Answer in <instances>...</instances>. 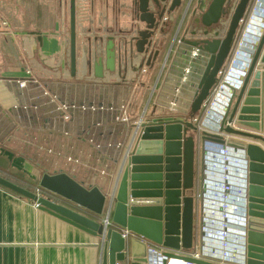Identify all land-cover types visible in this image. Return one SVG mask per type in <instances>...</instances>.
Returning a JSON list of instances; mask_svg holds the SVG:
<instances>
[{
    "label": "crops",
    "instance_id": "1",
    "mask_svg": "<svg viewBox=\"0 0 264 264\" xmlns=\"http://www.w3.org/2000/svg\"><path fill=\"white\" fill-rule=\"evenodd\" d=\"M202 1L206 6L210 0ZM200 7L199 0H194L186 12L179 8L163 14L160 22L163 31L157 30L154 36L149 60L148 53L139 54L134 47L131 51L128 45L134 32L144 28L137 19L133 0H76V72L72 76L68 56L69 0H0V176L28 191L30 188L36 191L44 173L63 172L87 188L96 186L102 193H113L136 123L165 117L188 119L190 115L196 84L190 65L199 68L203 63L193 61L195 49L185 41L203 37ZM255 22L258 25L259 21ZM110 37L114 50L112 70L105 67ZM245 54L247 51L240 55ZM234 56L231 52L222 74L231 68ZM98 59L103 62L102 76L94 73ZM236 64L242 67L241 63ZM27 69L32 73L27 74ZM237 73L238 70H233L232 77ZM21 78H34L37 82L28 81L25 88H19L14 80ZM44 89L61 100L103 103L116 109L76 111L66 125L69 134L64 135L50 126L53 106L43 95ZM216 91L214 87L201 118L207 126L212 125L224 102L218 96L220 101H214ZM211 101L215 109L208 114ZM121 105L125 106L127 121L117 119L122 115ZM187 134L194 133L188 130ZM224 148L230 161L221 164ZM206 149L204 172L208 187L203 196L204 229L215 234L225 230L221 229V223L228 211L221 210L219 198H209L216 192L210 186L228 174V183L232 185L230 196L236 198L243 174L238 163L240 154L235 148L208 142ZM67 157L77 162L68 161ZM42 190L44 198L91 219L105 216V213L95 216ZM212 211L217 214L211 216L214 226L206 220ZM226 232L231 237L230 243H233L232 234L238 243L241 235L235 225ZM212 237L208 243V235L205 239L202 236V244L199 237L193 246L205 251L218 250L221 238L217 242ZM131 239L133 235L129 234L126 241L129 257L133 246L134 251H142V245H131ZM101 257L102 247L97 237L0 185V264H101ZM129 257L123 264H149L147 259L132 261Z\"/></svg>",
    "mask_w": 264,
    "mask_h": 264
},
{
    "label": "water",
    "instance_id": "2",
    "mask_svg": "<svg viewBox=\"0 0 264 264\" xmlns=\"http://www.w3.org/2000/svg\"><path fill=\"white\" fill-rule=\"evenodd\" d=\"M250 1L210 0L205 6L204 1L199 0L203 37L185 41L188 47L195 49L193 61L203 63L199 68L190 65L196 77L193 79L196 84L190 115L188 119L165 117L140 123L132 149L123 159L113 193H102L96 186L87 188L63 172L42 175L39 181L41 188L87 209L95 216L101 217L109 208L111 220L107 227L102 219H91L49 198L37 196L1 176L0 185L32 199L40 209L97 237L102 247L101 264H123L127 261L129 234L133 235L131 245H142L141 252L134 251L133 246L130 260L146 261L149 243L171 251L191 248L196 222L202 244L205 234L202 217L206 192V144H226L239 152L246 181V213L242 215L245 225H241L246 262L264 264V29L247 49L249 62L243 68V74L240 73L236 79L238 87L224 81L226 88L221 95L225 96V101L217 111L213 128L201 129L192 120L205 107L220 80ZM133 3L137 6V19L144 28L134 32L128 45L131 51L134 47L139 54L148 53L150 60L154 36L157 30L163 31L160 27L163 14L179 8L185 11L190 5L188 0H133ZM224 18H227L226 22ZM68 56L70 74L74 76L76 0H69ZM105 57V67L112 70L114 50L111 37ZM94 64V73L102 76L103 62L98 59ZM188 130L194 134L188 135ZM123 230L127 231L125 237L122 236ZM164 254L170 256L172 253L166 251ZM162 264H165V259Z\"/></svg>",
    "mask_w": 264,
    "mask_h": 264
},
{
    "label": "built area",
    "instance_id": "3",
    "mask_svg": "<svg viewBox=\"0 0 264 264\" xmlns=\"http://www.w3.org/2000/svg\"><path fill=\"white\" fill-rule=\"evenodd\" d=\"M193 1L194 0H188L189 5H191ZM258 3H260V0L257 1V4ZM262 7H264V3ZM188 9L189 7L183 12H186ZM261 19H264V18L261 17ZM256 26H258L259 29L261 27L260 25H257V24ZM250 34H251L250 37H252V35L256 33L250 32ZM246 37H247V33H245L243 43L246 42L247 44H245V46L247 48H251V44H253V41L252 40L247 41ZM258 37H259L258 34H256L257 39ZM238 49H237V52L234 54L235 56L232 58L231 68L228 69L225 75L220 74V80L218 81L217 86H215V91L216 90L217 91H216L214 101H216V103L220 101L219 98H217V96L220 97L221 93L226 88V86L224 85V81H230V83L233 86H237L236 83H239L236 80L239 74H237L235 76V79L234 80L232 79L233 82H231L232 80L230 77L232 76L233 70L234 71L238 70L239 73L243 74V68L248 65V62H249L248 52L241 58L238 57L239 54H242V51H247V50H244L242 47H240V45H238ZM236 63H241L242 67L238 66ZM26 73L30 74L32 72L30 71V69H27ZM14 81L16 82L19 88H25L27 86L28 81L37 82L34 78H31V79L21 78V79H15ZM43 95L47 96L48 104H51L53 106V108L51 109V113H53L54 116H53V120L49 121L50 126L52 127L53 130H60L64 135L69 134V131L67 130L66 125L70 122L72 116L74 115L76 111H89L91 113H94L96 111H114L116 109L113 105H108V104H103V103H95V102L88 103V102L61 100L58 98L56 94L50 93L46 89H44ZM214 101L209 102V106H208L209 110L207 111L208 114L212 113V110L215 109L213 108ZM124 107H125L124 105H121L119 107L122 115L118 117L117 119H120L122 121H127V116L125 115ZM192 120L194 123H196L197 122L196 116L193 117ZM200 122L197 123V125L201 129L211 130L214 126L213 123L212 125L207 126V125H204L203 121H200ZM140 123H141V120L138 121L134 127L132 139H131L128 150L126 151L124 157H126L129 154L130 150L132 149V145L135 142V133ZM222 152L224 154H222V158L220 160L221 164H223L226 161L227 163H229L230 158L228 155V151L225 150L224 148ZM206 155H207V149H206ZM67 160L72 161V162L73 161L77 162L76 159H73L71 157H67ZM234 163L236 164L239 163V165H242L240 160L238 161V163L237 162H234ZM229 181H230V178L228 174L222 175L221 178H219V181H216L217 183L214 186L213 185L210 186V188H214L216 192L215 193L213 192L212 193L213 195L209 196L211 200H214L215 198H219L220 199L219 201H221L219 205L222 206L221 210L223 211L227 210L229 212V213L226 212L224 214V222L221 223V229L225 228V230L222 232L218 231L214 234L213 232L211 233V230L209 229L210 226L209 228L208 227L206 228V229H209L207 232H205V229H204L206 227V224L202 228L205 233L203 235V238L205 239V235H208L209 237L208 243H211V240H213L214 237L212 236H215V239H217L216 240L217 242H218V238H221V241L217 243L218 250L215 248L213 249L211 248L210 250L205 251L202 247H200L199 252L195 249V250H192V252L190 253H185V252H179L175 250H172V251L167 250L166 248H163L162 246H159L157 244L149 243L147 245V256H146L147 260L149 261V264H162L163 259H165V264H203L198 261H205L210 264H247L246 257L244 254V245H243L244 239L242 238V235H241L242 234L241 225L243 224L245 225V218L242 215L243 214L245 215L246 213V203H245L246 181L243 178V183L241 187L238 188L239 190L237 192V197L235 198V196H233V199L230 196L231 195L230 188L232 187V185L228 183ZM206 185L208 187V182H206ZM42 189L43 188L41 187H37L35 194L37 196L43 197ZM238 198H240V200ZM35 205L37 206L36 202H35ZM204 210L205 209L203 208V214H204ZM109 214H110V209L107 208V210L105 211V217L102 219L106 227L109 223ZM215 215L217 216V214H215V212L213 211L209 213L208 218L206 217L208 224L211 223V225L214 226L215 221L211 218V216L215 217ZM202 218H204V216ZM234 225L237 227L238 230H240L239 233L241 237L239 238L240 240L238 241V243L236 242L237 238H235L233 234H232L233 243H230L229 241L231 237H229L228 236L229 234L226 232L227 230H229V228H232V227L234 228ZM126 233L127 231L123 230L122 236L125 237ZM166 251L171 252L172 254L170 256H165L164 252Z\"/></svg>",
    "mask_w": 264,
    "mask_h": 264
},
{
    "label": "rangeland",
    "instance_id": "4",
    "mask_svg": "<svg viewBox=\"0 0 264 264\" xmlns=\"http://www.w3.org/2000/svg\"><path fill=\"white\" fill-rule=\"evenodd\" d=\"M130 1L131 0H127V2H130ZM257 1L258 0H251L250 1V5H249V7L247 9L246 15H245L243 21L240 23V26H239V28L237 30L236 43H235V47H234V49L232 51V54L233 53L235 54L237 52L235 50L238 47V45H240V47H242L244 50L248 49L245 46V44H247V43L246 42L243 43V42H244L245 33H247V41L249 40V38H252V37H250L251 34H248V33H250V32L253 33V29H254L253 22L254 21H252V20H253V17L255 15V12L257 13V15H261L260 17L264 18V7H262L263 3H264V0H260V3L262 2L261 4L260 3L257 4ZM230 62H231V60H230ZM198 228H199V224H198V222H196L195 223V232H194L195 233L194 243L195 242H199V230H198ZM193 248L195 249V246H192L189 249H184V251L186 253H190V252H192ZM166 249L167 250H171V249H168V248H166ZM196 250L199 252L198 248Z\"/></svg>",
    "mask_w": 264,
    "mask_h": 264
},
{
    "label": "bare ground",
    "instance_id": "5",
    "mask_svg": "<svg viewBox=\"0 0 264 264\" xmlns=\"http://www.w3.org/2000/svg\"><path fill=\"white\" fill-rule=\"evenodd\" d=\"M262 3V2H261ZM261 15H257V13L255 12V15H254V17H253V20L252 21H256V20H258L259 21V23H258V25H260L261 27H260V29H259V27H256V26H254L253 25V27H255V29H253V33H256V34H258V36L259 35H261V33H262V31H263V29H264V19L262 20L261 19V17H260ZM263 18V17H262ZM260 21H262L261 23H260ZM253 22V24H256V23H254ZM248 34H250V33H248ZM256 34H253L252 35V38H253V42L255 43L256 42V40H257V38H256ZM247 38V37H246ZM251 38H249V40H250ZM248 40V41H249ZM235 43H236V40H235ZM234 43V44H235ZM253 43V44H254ZM253 50V49H252ZM238 57H242V55H239ZM240 60V59H239ZM237 74H240V73H237ZM236 76V75H235ZM235 76L234 77H232V78H235ZM220 97H221V99H223L224 101H225V96H222V95H220Z\"/></svg>",
    "mask_w": 264,
    "mask_h": 264
},
{
    "label": "trees",
    "instance_id": "6",
    "mask_svg": "<svg viewBox=\"0 0 264 264\" xmlns=\"http://www.w3.org/2000/svg\"><path fill=\"white\" fill-rule=\"evenodd\" d=\"M249 5H250V3H249ZM249 7V6H248ZM211 94H212V92H211ZM208 102V101H207ZM205 111H206V106L205 107H203L198 113H197V115H196V118H197V122H196V124L197 123H199L200 121H201V118L203 117V115H204V113H205ZM14 183V182H13ZM15 184V183H14ZM17 185V184H16ZM30 191H35V189L34 188H30Z\"/></svg>",
    "mask_w": 264,
    "mask_h": 264
},
{
    "label": "flooded vegetation",
    "instance_id": "7",
    "mask_svg": "<svg viewBox=\"0 0 264 264\" xmlns=\"http://www.w3.org/2000/svg\"><path fill=\"white\" fill-rule=\"evenodd\" d=\"M235 45V44H234ZM234 47V46H233ZM233 47H232V50H233ZM232 50H231V52H232ZM231 52H230V55H231Z\"/></svg>",
    "mask_w": 264,
    "mask_h": 264
}]
</instances>
